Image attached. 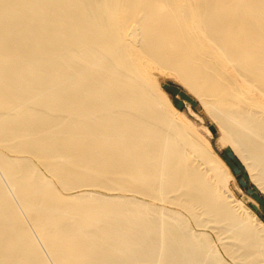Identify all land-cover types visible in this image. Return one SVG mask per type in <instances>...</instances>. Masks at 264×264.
Listing matches in <instances>:
<instances>
[{"label":"bare ground","instance_id":"bare-ground-1","mask_svg":"<svg viewBox=\"0 0 264 264\" xmlns=\"http://www.w3.org/2000/svg\"><path fill=\"white\" fill-rule=\"evenodd\" d=\"M166 76L264 191V0H0V264H225L179 212L53 181L176 207L264 264V224Z\"/></svg>","mask_w":264,"mask_h":264},{"label":"rangeland","instance_id":"rangeland-1","mask_svg":"<svg viewBox=\"0 0 264 264\" xmlns=\"http://www.w3.org/2000/svg\"><path fill=\"white\" fill-rule=\"evenodd\" d=\"M159 82L173 108L180 113V119L186 123L189 133L196 136L204 143H209L213 151L227 167L232 177L228 186V195L230 194L232 196V200L242 205L251 214L255 215V217L262 224H264V191H262L261 188L253 181L247 166L236 155L231 147L226 145L219 148L218 141L221 140L222 136L212 115L205 110L198 99L180 82L168 76L160 77ZM211 127L216 129V133L214 135L209 131V128ZM0 151L5 153L4 150L0 149ZM9 156L13 157L11 155ZM43 173L52 180L47 173L44 171ZM53 183L58 188L59 193L63 196L90 194L107 199L129 198L135 199L139 202L148 203L150 205L153 204L156 207L165 208L166 210L175 211L177 213L179 212L188 220L189 226L194 233H203L209 236L213 245H215L217 249L219 257L225 264L238 263V260H233L224 253L217 242L216 235L210 228L201 229L196 227L194 221L185 212L176 207L165 205L160 202H153L129 192L108 190L101 186H78V188L72 189L71 191H65L59 188L55 181H53Z\"/></svg>","mask_w":264,"mask_h":264},{"label":"water","instance_id":"water-1","mask_svg":"<svg viewBox=\"0 0 264 264\" xmlns=\"http://www.w3.org/2000/svg\"><path fill=\"white\" fill-rule=\"evenodd\" d=\"M212 133H215V130L211 128Z\"/></svg>","mask_w":264,"mask_h":264}]
</instances>
